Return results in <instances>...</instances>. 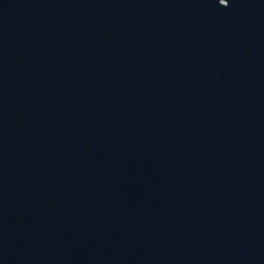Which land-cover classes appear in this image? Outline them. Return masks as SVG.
Segmentation results:
<instances>
[{"label": "water", "instance_id": "95a60500", "mask_svg": "<svg viewBox=\"0 0 264 264\" xmlns=\"http://www.w3.org/2000/svg\"><path fill=\"white\" fill-rule=\"evenodd\" d=\"M0 264H264V0H0Z\"/></svg>", "mask_w": 264, "mask_h": 264}]
</instances>
